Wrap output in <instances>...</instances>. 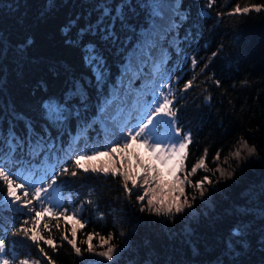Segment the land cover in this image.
<instances>
[{"label":"trees","instance_id":"obj_1","mask_svg":"<svg viewBox=\"0 0 264 264\" xmlns=\"http://www.w3.org/2000/svg\"><path fill=\"white\" fill-rule=\"evenodd\" d=\"M203 1L209 0H182L189 19L177 22L178 36L169 40L173 47L165 45L166 51H157L143 60L137 54L129 64L131 45L125 46L128 52L119 46L102 45L110 78L102 92L89 86L87 112L82 109V116L97 113L111 85H119V90L116 87L111 91L122 96L123 101L113 100L107 118L113 116L114 109L132 105L137 95L143 93L140 88L146 89L147 81L166 64L160 63L161 57L168 61L177 50L175 45L178 44L181 51L188 37L192 36L200 48V53L195 51L199 65L197 72L203 75L198 80L199 85L193 84L186 91L176 89L173 92L178 109L177 120L181 124H190L194 133L186 160L187 169L190 170L205 149L208 150L209 168H215L212 157L217 150H222L223 160L230 151L239 147L241 137L255 145L257 152L244 161L230 158L231 167L222 166L229 171L235 168L233 177L214 184L204 198L197 197L191 209H186L174 219L141 212L140 203L136 201V195L142 194L141 191L135 190L129 198L121 182L110 175L62 176L67 183L83 189V194L100 214L90 217L87 208L82 209L78 201L73 205L71 211L79 208L78 219L84 224L76 234L77 244L82 250L87 244L81 242H86L89 234H93L97 250H102L99 248V236L95 234L107 237L112 232L115 239L111 243L123 250L121 264H216L217 257L223 258L224 241L230 230L244 220L250 231L246 234L248 239L244 242V251L239 253L237 264H264V221L258 215H241L245 208L253 212L264 204V10L217 15L229 13L237 5L264 4V0H217L218 3L212 5L213 17L209 18L199 12ZM99 2L0 0V126L9 127L12 110L15 109L31 118L39 129L43 123L41 105L47 98L63 95L72 87L74 80L90 79L91 72L84 65L74 38L86 21L96 19L95 6ZM108 2L114 4L118 0ZM146 22L142 14L135 21L141 27ZM199 25L201 31L198 30ZM121 36L123 38V34ZM131 39L135 43V39ZM221 45L222 50L214 57L213 52H217ZM205 64L207 68H204ZM201 68H204L203 72ZM179 76L173 71L162 87L153 82L151 85L156 91L169 83L173 87ZM215 80L220 81L219 86ZM204 101H211V106ZM93 125H96V120ZM16 131L23 135L24 124L18 123ZM53 134L56 135L55 132ZM140 152L145 153L143 147ZM203 175L211 173L198 171L192 179L195 181ZM186 191L189 195L194 194L190 188ZM5 192L6 189L0 185V195ZM54 223L50 227L58 248L53 251L45 246V250L56 264H93L103 260L86 252L78 257L67 241L61 239V234L72 238V224L61 219L60 228L56 229L52 227ZM122 232L123 236L120 235ZM25 254L43 261L35 246L32 252Z\"/></svg>","mask_w":264,"mask_h":264},{"label":"snow or ice","instance_id":"obj_2","mask_svg":"<svg viewBox=\"0 0 264 264\" xmlns=\"http://www.w3.org/2000/svg\"><path fill=\"white\" fill-rule=\"evenodd\" d=\"M207 8L212 4L208 3ZM255 10H264V4H252L241 7L237 5L229 13L223 15L247 14ZM96 19H89L77 30L74 38L76 46L80 49L81 59L90 70L88 80H74L72 87L61 96L47 98L41 105L42 124L37 129L36 124L25 114L11 113V123L7 129L0 126V185L6 192L0 195V264H56L45 246L56 251V240L52 236V227L59 229L60 221L71 223V239L67 234H61V239L67 241L74 253L82 257L84 253L102 257L101 261L93 264H121L123 250L121 246L111 243L115 233L110 232L107 237L100 236L99 248L93 244V234H89L83 250L78 246L76 234L84 224L78 219L80 209L69 211L64 204L67 202L61 192L58 180L62 176L78 177L81 174H103L118 179L125 193L131 197L135 190L142 194L136 195L140 203V211L154 213L174 219L176 215L191 209L197 197L204 198L214 184L221 180L233 177L235 168L229 171L222 165H228L229 159L244 161L256 154L255 145H250L243 137L239 139V147L230 151L229 156L221 158V151L217 150L212 157L215 168H209L207 152L191 166L186 167L189 146L192 143L191 133L183 132L178 125L177 112L171 83L164 85L159 91H154L151 99H139L133 112L128 113L122 120L108 116L102 142H94L91 146L86 143L85 149L72 147H58V138L62 137L64 130L72 121L83 131L92 123L85 119L83 112H87L86 105L90 99L89 86L102 92L108 84L110 70L104 56V47L126 48L131 45L133 59L143 60L145 56L152 57L157 51H166L173 47L169 40L178 36V21H186L189 15L185 14L182 0H118L109 3L100 0L95 6ZM146 19L143 27L135 23L140 15ZM207 16L208 12H202ZM119 25V31H117ZM123 34V38L121 36ZM88 37L89 39H85ZM135 39V43L132 39ZM30 43V42H29ZM175 48L179 50V45ZM223 45L213 52L215 57ZM167 61L161 57L160 63ZM198 61L193 57L191 65L195 69ZM208 65L205 64L204 68ZM201 68V72L204 71ZM196 76L189 79L181 91H186L194 84ZM214 83L219 86L220 81ZM111 85L108 96L105 97L101 107L97 109L98 116H105L111 108ZM167 88V91L164 90ZM210 99V97H206ZM95 119V117H93ZM132 121H135L134 123ZM18 123L24 124V133L16 131ZM56 133V137L53 136ZM84 137L81 136V139ZM143 147L145 153L140 152ZM70 149V150H69ZM66 162L62 165L61 159ZM59 168V171L56 169ZM204 171L211 175H203L200 179L192 177ZM194 194L189 195L186 189ZM91 203V201H87ZM103 214H101L102 217ZM242 216H259L264 221V204L256 207L253 212L247 208ZM250 231L244 220H241L230 230L229 237L225 238L223 258L217 257L216 264H237L239 253L245 249L246 235ZM13 237V245L9 252L8 235ZM124 235V233H120ZM264 236V233H262ZM20 241L30 242L34 245L42 259L33 258L27 254L18 256L16 245ZM264 243V240H262ZM231 257L232 259H229Z\"/></svg>","mask_w":264,"mask_h":264},{"label":"bare ground","instance_id":"obj_3","mask_svg":"<svg viewBox=\"0 0 264 264\" xmlns=\"http://www.w3.org/2000/svg\"><path fill=\"white\" fill-rule=\"evenodd\" d=\"M74 204H75V203H74ZM74 204H72L71 207H73ZM79 204H80V202H79Z\"/></svg>","mask_w":264,"mask_h":264}]
</instances>
